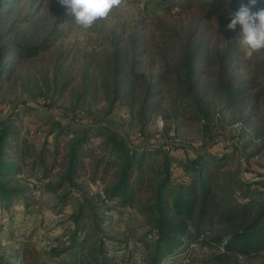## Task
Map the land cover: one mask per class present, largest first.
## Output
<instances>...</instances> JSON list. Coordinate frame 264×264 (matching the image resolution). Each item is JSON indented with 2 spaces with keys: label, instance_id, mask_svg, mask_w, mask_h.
I'll return each mask as SVG.
<instances>
[{
  "label": "rangeland",
  "instance_id": "1",
  "mask_svg": "<svg viewBox=\"0 0 264 264\" xmlns=\"http://www.w3.org/2000/svg\"><path fill=\"white\" fill-rule=\"evenodd\" d=\"M40 5L39 0H12L8 19L0 24L5 45H49L32 58H5L9 73L0 80V119L21 118L25 133L38 148L45 141L53 150L57 141V163L62 162L72 132L92 129L90 144L101 153L112 154V139L140 151L161 149L179 160L171 163L175 177L190 181L191 173H186L182 162L206 151L226 157L227 170L258 182L264 191V106H255V89H247L249 67L231 66L233 83L246 88L233 106L226 104L212 79L198 81L203 108L175 103L167 93L147 98L156 90L148 87L155 83L159 69L150 65L149 52L140 53L145 37L158 21L183 22L178 15L167 14L161 0H117L106 16L89 27L66 21L63 14ZM235 32L238 35L239 29ZM133 42H137L136 54ZM240 45L246 59L257 56L258 50ZM194 111L199 112V120H189ZM163 160V154L152 153L146 162L161 170ZM48 171L45 175L40 167L29 165L12 177L10 186L24 191L30 204L23 195L11 208L0 203V264H19L25 246L47 263L65 262L72 249L82 248L102 262L101 249L106 252L109 245L122 247L128 242L135 246L132 258L111 264H152L158 215L150 196L138 193L123 208L107 211L98 194L106 189V182L93 183L87 175L69 182L60 164ZM36 176L46 178L33 192L30 177ZM172 220L183 222L182 217ZM231 226L215 231L227 233ZM208 235L201 238L197 250L179 248L161 264H264V249L223 250L204 242ZM77 241L85 244L77 246ZM188 241L184 238L183 243ZM63 251L67 252L56 260L54 255Z\"/></svg>",
  "mask_w": 264,
  "mask_h": 264
},
{
  "label": "trees",
  "instance_id": "2",
  "mask_svg": "<svg viewBox=\"0 0 264 264\" xmlns=\"http://www.w3.org/2000/svg\"><path fill=\"white\" fill-rule=\"evenodd\" d=\"M11 1L0 0V24L8 19ZM241 2L161 0L164 11L178 15L183 22L182 25H172L167 21H158L150 36L145 37V46L140 53L149 52L153 58L148 59L150 65H157L159 69L155 83L148 87H155L156 90L150 91L147 98L167 93L171 94L175 103L184 102L188 107L203 108L202 96L199 97L197 92L198 81L212 79L226 104L233 106L236 97L246 91L245 87L233 83L231 66L236 64L237 67L250 68L252 75L247 81V89H255L254 105L264 106V49L258 50L253 59H246L237 33L226 27L228 13L237 10ZM39 5L63 14L66 21H75L59 0H39ZM261 8H264V0H260L253 11ZM4 36L5 33L0 31V80L8 77L9 70L4 61L8 55L27 59L49 47L47 43L28 46L19 42L8 46L3 43ZM133 45L136 54L137 42H133ZM132 76L139 78L133 73ZM199 117L198 111L188 116L193 121L199 120ZM20 119H0V203L4 208H11L22 195L26 199L24 191L10 186L12 177L22 167L38 166L47 175L48 168H56L60 164L69 182L82 179L84 175L89 176L93 183L106 182L104 190L110 202L106 205L107 211L120 206L123 208L138 193L150 196L158 215L152 264H161L162 259L173 256L177 249L189 248L192 242L198 244L208 234L211 236L208 235L204 242L228 251L246 253L264 249V191L258 182L245 181L237 173L227 170L226 157L206 151L198 153L182 162L186 173H191L190 181L188 178L182 180L176 178L171 170V163L179 160L169 153L165 154L161 149L140 151L121 140L112 139V154L108 155L90 144L93 130L84 129L72 132L62 162L57 163L58 142H55L53 150L45 141L38 148L29 133H25ZM152 153L163 154L161 170L146 162L147 156ZM45 178L30 177L40 184ZM32 186L30 190L34 192L36 187ZM26 203L30 204L28 199ZM176 217H182V224L172 220ZM227 225H232V230L216 233V227ZM184 238L189 243H183ZM75 244L83 246L85 241ZM109 246L106 252L101 249L105 255L102 262L94 253L87 254L84 248H76L77 251L72 249V256L60 264H111L116 261L128 262L132 258V252L126 250V245ZM66 252L56 253L54 257L57 260ZM18 263L54 264L42 261L28 246L19 254Z\"/></svg>",
  "mask_w": 264,
  "mask_h": 264
},
{
  "label": "clouds",
  "instance_id": "3",
  "mask_svg": "<svg viewBox=\"0 0 264 264\" xmlns=\"http://www.w3.org/2000/svg\"><path fill=\"white\" fill-rule=\"evenodd\" d=\"M75 21L83 27H89L100 17H104L117 3V0H59ZM230 2V0H229ZM260 0H242L234 12L228 13L226 27L236 31L238 40L252 51L264 49V8L253 11Z\"/></svg>",
  "mask_w": 264,
  "mask_h": 264
},
{
  "label": "built area",
  "instance_id": "4",
  "mask_svg": "<svg viewBox=\"0 0 264 264\" xmlns=\"http://www.w3.org/2000/svg\"><path fill=\"white\" fill-rule=\"evenodd\" d=\"M33 185L36 187V189H39L40 186H41V184L38 181H36V180H34ZM98 194H99V197L102 199V201L104 203L110 204L109 200L106 197V193H105L104 189H99L98 190ZM197 248H198V244L197 243H191L189 248H188V251H190V250L194 251V250H197ZM126 250L131 251L133 253L135 251L134 243L128 242L127 245H126Z\"/></svg>",
  "mask_w": 264,
  "mask_h": 264
}]
</instances>
